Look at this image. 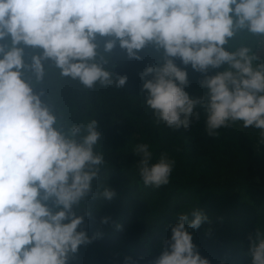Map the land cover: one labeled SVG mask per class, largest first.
Returning <instances> with one entry per match:
<instances>
[{"label": "clouds", "instance_id": "obj_1", "mask_svg": "<svg viewBox=\"0 0 264 264\" xmlns=\"http://www.w3.org/2000/svg\"><path fill=\"white\" fill-rule=\"evenodd\" d=\"M249 39L264 44V0H0V264H69L99 235L80 229L92 214L82 202L115 196L111 187L93 190L105 163L95 151L97 119L63 120L37 91L49 69L88 89H123L127 75L109 67L117 45L137 60L152 45L157 59L140 77L157 123L188 130L199 107L209 136L240 121L262 130L264 144V58ZM176 58L205 74L202 95L185 90L188 71ZM133 152L146 186L169 183L173 159L162 153L152 163L147 143ZM177 216L152 264H211L191 231L207 217L199 208L192 220ZM249 239L251 264H264V231Z\"/></svg>", "mask_w": 264, "mask_h": 264}, {"label": "trees", "instance_id": "obj_2", "mask_svg": "<svg viewBox=\"0 0 264 264\" xmlns=\"http://www.w3.org/2000/svg\"><path fill=\"white\" fill-rule=\"evenodd\" d=\"M264 58V44L246 41ZM141 59H129L126 50L117 45L109 67L116 75H127L123 89L104 87L92 89L79 81L61 78L59 70L49 69L45 82L37 87L68 122L98 121L101 132L97 153H103L99 177L93 181L94 192L111 187V200L89 198L82 208L92 210L80 229L96 238L80 246L69 264H152L162 251V242L171 237V225L178 214L198 208L207 219L191 230L193 242L211 264H251L247 254L250 234L257 227L264 231V144L261 131L244 128L238 121L229 128H220L209 136L202 109L201 119L193 121L188 130L172 129L157 123L153 110L145 102L147 91L140 73L156 61L154 46L140 52ZM176 63L188 71L190 95H202L198 89L204 73L191 65ZM115 67H112V65ZM210 69L208 75L223 71ZM148 78H151L149 76ZM147 143L153 153L152 163L166 153L175 165L167 185L146 186L139 173L133 149ZM108 220L105 223L104 218ZM121 225L122 227H117ZM78 229V230H80Z\"/></svg>", "mask_w": 264, "mask_h": 264}]
</instances>
